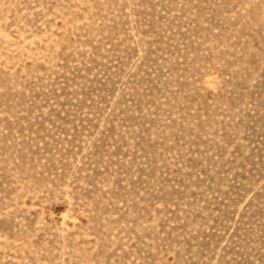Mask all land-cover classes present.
Listing matches in <instances>:
<instances>
[{"label":"rangeland","instance_id":"obj_1","mask_svg":"<svg viewBox=\"0 0 264 264\" xmlns=\"http://www.w3.org/2000/svg\"><path fill=\"white\" fill-rule=\"evenodd\" d=\"M0 264H264V0H0Z\"/></svg>","mask_w":264,"mask_h":264}]
</instances>
